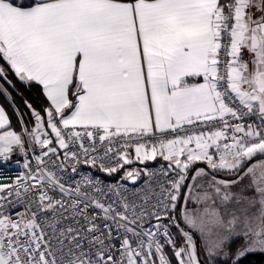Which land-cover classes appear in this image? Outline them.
<instances>
[{
	"label": "snow or ice",
	"instance_id": "1",
	"mask_svg": "<svg viewBox=\"0 0 264 264\" xmlns=\"http://www.w3.org/2000/svg\"><path fill=\"white\" fill-rule=\"evenodd\" d=\"M0 264H264V0H0Z\"/></svg>",
	"mask_w": 264,
	"mask_h": 264
}]
</instances>
